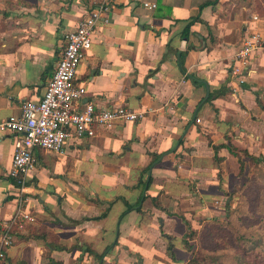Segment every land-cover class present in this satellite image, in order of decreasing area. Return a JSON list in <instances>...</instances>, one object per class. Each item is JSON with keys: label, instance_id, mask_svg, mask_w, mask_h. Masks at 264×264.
<instances>
[{"label": "crops", "instance_id": "0c3cea01", "mask_svg": "<svg viewBox=\"0 0 264 264\" xmlns=\"http://www.w3.org/2000/svg\"><path fill=\"white\" fill-rule=\"evenodd\" d=\"M96 1L0 0V121L42 98L65 34ZM252 34L264 40V0H114L75 83L96 110L143 117L36 152L23 190L8 176L12 135L0 134V237L21 202L34 219L12 226L0 264L186 263L184 243L185 258L174 254L182 218L218 210L238 180L234 153L264 155V50L231 73Z\"/></svg>", "mask_w": 264, "mask_h": 264}, {"label": "built area", "instance_id": "2783aa9c", "mask_svg": "<svg viewBox=\"0 0 264 264\" xmlns=\"http://www.w3.org/2000/svg\"><path fill=\"white\" fill-rule=\"evenodd\" d=\"M113 1L97 0L77 26L65 34L64 46L42 98L38 102L23 101L17 118L0 121V134L12 135L13 154L8 176L20 190L25 188L26 177L35 168L36 152L60 154L68 140L92 137L95 127L108 128L116 122H134L143 117V113L126 106L96 110L92 103L82 102L86 91L75 83L77 69L91 46L96 26ZM145 6L155 5L146 3ZM256 50H264V40L259 34L243 39L233 59V76L241 75ZM21 205L22 202L12 219L3 224L0 260L4 258L5 249L12 245V226L22 229L24 222L33 221L32 215L23 211Z\"/></svg>", "mask_w": 264, "mask_h": 264}, {"label": "rangeland", "instance_id": "374dc122", "mask_svg": "<svg viewBox=\"0 0 264 264\" xmlns=\"http://www.w3.org/2000/svg\"><path fill=\"white\" fill-rule=\"evenodd\" d=\"M234 154L239 169L237 183L233 185L234 181H231L232 186L223 193L218 210L209 212V218L196 216L194 210L182 218L183 222L186 220L187 232L182 240L184 228L176 227V259L185 258V245L190 258L194 254L213 255L219 257L221 264H264V162ZM259 157L264 155L256 158ZM27 223L24 222L22 229ZM240 235L256 237L259 242L247 250L241 249L237 239ZM236 256L239 257L237 260Z\"/></svg>", "mask_w": 264, "mask_h": 264}, {"label": "trees", "instance_id": "16d2710c", "mask_svg": "<svg viewBox=\"0 0 264 264\" xmlns=\"http://www.w3.org/2000/svg\"><path fill=\"white\" fill-rule=\"evenodd\" d=\"M210 144V143H209ZM221 146H214L212 145V149L214 151V154H215V157L214 159L215 160H218L217 157H216V154H217V151L218 149L220 148ZM230 150V149H229ZM244 155H246V153H244ZM247 156V155H246ZM250 159H252L253 161L255 162H264V157H259V158H256V157H250ZM13 182V181H12ZM13 184H15L13 182ZM149 183H147V186H148ZM238 241H239V244H240V248L241 249H244V250H247L249 248V246H253L254 243H257L259 242V240L255 237H252V238H247V237H244V235H240V237L237 238ZM263 251H264V246H263ZM239 257L236 256V260L238 259ZM219 257L218 256H213V255H200V254H194L186 263L184 264H221L219 263ZM242 259L239 260V262H241Z\"/></svg>", "mask_w": 264, "mask_h": 264}]
</instances>
